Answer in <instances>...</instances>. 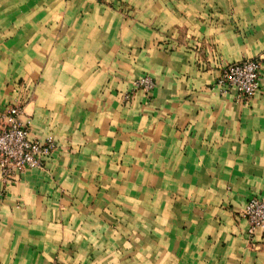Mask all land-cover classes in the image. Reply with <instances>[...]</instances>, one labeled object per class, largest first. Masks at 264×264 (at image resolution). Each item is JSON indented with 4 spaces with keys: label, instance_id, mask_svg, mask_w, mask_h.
<instances>
[{
    "label": "crops",
    "instance_id": "1",
    "mask_svg": "<svg viewBox=\"0 0 264 264\" xmlns=\"http://www.w3.org/2000/svg\"><path fill=\"white\" fill-rule=\"evenodd\" d=\"M244 58L248 102L216 84ZM15 103L55 150L0 174V264H264L238 214L264 198V0H0Z\"/></svg>",
    "mask_w": 264,
    "mask_h": 264
},
{
    "label": "built area",
    "instance_id": "2",
    "mask_svg": "<svg viewBox=\"0 0 264 264\" xmlns=\"http://www.w3.org/2000/svg\"><path fill=\"white\" fill-rule=\"evenodd\" d=\"M260 58H244L225 64L216 84L222 93H234L236 101L248 102L258 90ZM135 88L150 90L152 79L141 76L134 81ZM130 95H126L125 98ZM22 104H11L0 114V174L3 178H10L25 168H43L46 157L55 150V143L51 137L40 141L30 135V125L23 122ZM248 224V232L253 233L257 228H264V198L251 196L238 213Z\"/></svg>",
    "mask_w": 264,
    "mask_h": 264
}]
</instances>
